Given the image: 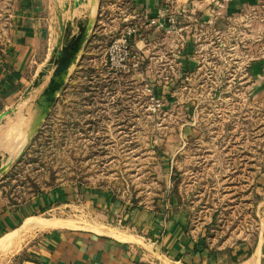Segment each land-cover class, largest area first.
Returning <instances> with one entry per match:
<instances>
[{"label": "rangeland", "instance_id": "rangeland-1", "mask_svg": "<svg viewBox=\"0 0 264 264\" xmlns=\"http://www.w3.org/2000/svg\"><path fill=\"white\" fill-rule=\"evenodd\" d=\"M13 1L0 0V38L8 34ZM45 6L60 57L79 49L61 80L53 52L36 83L9 107L20 117L0 118V135L21 139L14 159L0 148V201L16 206L52 197L47 211L0 239V264L34 255L43 228L118 226L116 213L160 206L179 211L198 250H220L226 264H258L264 0ZM127 31L128 59L115 66L109 57L118 59ZM52 81L58 86L48 93Z\"/></svg>", "mask_w": 264, "mask_h": 264}, {"label": "crops", "instance_id": "crops-1", "mask_svg": "<svg viewBox=\"0 0 264 264\" xmlns=\"http://www.w3.org/2000/svg\"><path fill=\"white\" fill-rule=\"evenodd\" d=\"M45 4L46 0L13 1L8 34L5 38H0V118L20 117L19 113L9 107L25 96V91H28L39 76L51 56L53 47L59 41L58 30ZM96 8L97 5L95 10ZM30 124L24 123L25 133H28ZM11 126L12 123L7 125L3 132ZM4 134L0 135V148L5 149L11 160L20 154L21 139L7 138ZM95 197L98 202H105ZM51 201L52 197L48 194L34 197L16 206H5L3 201H0V239L20 228L27 218L35 217L36 212L47 211ZM116 216L118 226H109L102 222L100 229L67 225L43 228L45 231L34 255L15 264L228 262L227 255L220 250H198L194 247L195 240L187 224L173 206L167 210L162 206L153 210H128L124 211L123 215L116 213ZM147 233L151 238L145 236ZM256 251L261 252V247L257 246ZM255 263L257 264V260ZM258 264H264V254L263 258H259Z\"/></svg>", "mask_w": 264, "mask_h": 264}, {"label": "water", "instance_id": "water-1", "mask_svg": "<svg viewBox=\"0 0 264 264\" xmlns=\"http://www.w3.org/2000/svg\"><path fill=\"white\" fill-rule=\"evenodd\" d=\"M58 42H60V41H58ZM58 44L59 43H57V45ZM57 45L55 47H53L51 54L53 52H57V54H58L57 57L55 58V61H56V63H58V67H57L58 80H61V78H63V75L66 73L67 67L70 65V63L73 61L74 57L76 56V53L78 52L79 46L74 47L73 50H72V54L69 55L68 57H66L65 59H63V58L60 57L62 52L59 53L60 51H58ZM65 49H66V47L63 50H65ZM41 74H42V71L39 73V75H41ZM35 83H36V80L34 81V83L28 89H30ZM52 83L53 84L47 90L48 93H51V91L55 87L58 86V82L55 83V81H52Z\"/></svg>", "mask_w": 264, "mask_h": 264}, {"label": "built area", "instance_id": "built-area-1", "mask_svg": "<svg viewBox=\"0 0 264 264\" xmlns=\"http://www.w3.org/2000/svg\"><path fill=\"white\" fill-rule=\"evenodd\" d=\"M118 42H121V48H119L118 53V59H115V56L110 55L109 59L112 63H114L115 66H124V61L128 59V31L126 35H123L122 38L118 40ZM116 60V61H113ZM126 62V61H125ZM117 68V67H116Z\"/></svg>", "mask_w": 264, "mask_h": 264}, {"label": "bare ground", "instance_id": "bare-ground-1", "mask_svg": "<svg viewBox=\"0 0 264 264\" xmlns=\"http://www.w3.org/2000/svg\"><path fill=\"white\" fill-rule=\"evenodd\" d=\"M29 91V90H28ZM27 91H25V93H26ZM29 95V94H28ZM27 96V95H26ZM28 98V97H27ZM26 98V99H27ZM27 101V100H26ZM31 102V101H30ZM27 103H29V102H27ZM21 104V103H20ZM21 106V105H20ZM21 107H23V106H21ZM19 110V109H18ZM8 116V115H7ZM16 125V124H15ZM254 262V261H253Z\"/></svg>", "mask_w": 264, "mask_h": 264}]
</instances>
